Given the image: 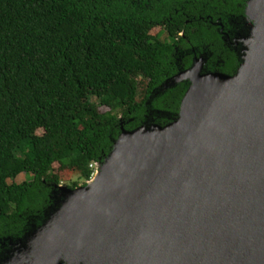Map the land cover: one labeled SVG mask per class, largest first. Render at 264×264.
<instances>
[{
	"label": "trees",
	"instance_id": "trees-1",
	"mask_svg": "<svg viewBox=\"0 0 264 264\" xmlns=\"http://www.w3.org/2000/svg\"><path fill=\"white\" fill-rule=\"evenodd\" d=\"M249 1L0 0V257L57 211L63 172L86 186L123 130L178 120L195 59L239 72Z\"/></svg>",
	"mask_w": 264,
	"mask_h": 264
},
{
	"label": "water",
	"instance_id": "water-1",
	"mask_svg": "<svg viewBox=\"0 0 264 264\" xmlns=\"http://www.w3.org/2000/svg\"><path fill=\"white\" fill-rule=\"evenodd\" d=\"M247 16L239 72L203 73L195 59L176 77L191 83L178 120L123 130L85 187L59 186L29 248L67 237L111 264H264V0Z\"/></svg>",
	"mask_w": 264,
	"mask_h": 264
},
{
	"label": "flooded vegetation",
	"instance_id": "flooded-vegetation-1",
	"mask_svg": "<svg viewBox=\"0 0 264 264\" xmlns=\"http://www.w3.org/2000/svg\"><path fill=\"white\" fill-rule=\"evenodd\" d=\"M25 242H9L3 256L0 257V264H111L105 262L101 251L104 249L95 248L89 242L80 244L78 248H72V242L67 237L59 239V242L47 244L38 243L33 249L29 248L28 237ZM64 249L63 253L61 250ZM59 255V256H58ZM17 257V259H16ZM138 264V263H123ZM159 264H170L169 262H160Z\"/></svg>",
	"mask_w": 264,
	"mask_h": 264
},
{
	"label": "rangeland",
	"instance_id": "rangeland-1",
	"mask_svg": "<svg viewBox=\"0 0 264 264\" xmlns=\"http://www.w3.org/2000/svg\"><path fill=\"white\" fill-rule=\"evenodd\" d=\"M159 30H160L159 28H155L154 32H158ZM39 134H42V132H39ZM58 167L59 166L56 165L55 169H57ZM93 170L95 171V169H93ZM62 175L61 176H62L63 182L60 185L61 187L70 188V186L72 185V182H74V181L80 182V187H85L84 185H82L84 182L81 179V177L71 173V171H65V172L62 173ZM31 177L32 176L30 174L21 175V176L18 177L17 182L18 183H22L24 181L30 180Z\"/></svg>",
	"mask_w": 264,
	"mask_h": 264
},
{
	"label": "built area",
	"instance_id": "built-area-1",
	"mask_svg": "<svg viewBox=\"0 0 264 264\" xmlns=\"http://www.w3.org/2000/svg\"><path fill=\"white\" fill-rule=\"evenodd\" d=\"M98 165L97 164H93V165H91V168L92 169H95V171L93 172V175H92V178L91 179H93L94 177H95V175H96V173H97V171H98Z\"/></svg>",
	"mask_w": 264,
	"mask_h": 264
}]
</instances>
